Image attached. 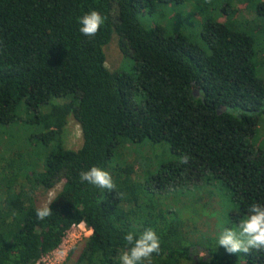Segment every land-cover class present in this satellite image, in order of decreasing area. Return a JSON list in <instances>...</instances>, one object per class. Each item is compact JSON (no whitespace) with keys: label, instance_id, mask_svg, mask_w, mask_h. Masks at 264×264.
I'll list each match as a JSON object with an SVG mask.
<instances>
[{"label":"trees","instance_id":"16d2710c","mask_svg":"<svg viewBox=\"0 0 264 264\" xmlns=\"http://www.w3.org/2000/svg\"><path fill=\"white\" fill-rule=\"evenodd\" d=\"M226 1L221 13H237ZM187 2L0 0V126L16 125L24 109L39 151L35 158L16 149L0 167V264H36L81 223L92 234L74 264H118L130 247L124 236L149 228L161 247L151 264H264V250L228 255L213 239H206L208 256L196 258L200 243L161 202L219 183L231 201L226 229L236 231L252 203L264 205V147L253 141L264 122V34L256 21L233 27L211 18L194 36L140 22ZM93 9L105 22L89 37L79 19ZM254 10L264 23V0ZM114 35L134 61L132 74L106 65L104 48ZM69 117L82 130L78 150L64 143ZM149 143L169 144L173 159L156 166L141 155L138 174L125 158L130 147ZM93 166L111 174L114 190L80 181L79 173ZM20 176L28 185L19 186ZM61 181L51 215L38 219L36 189Z\"/></svg>","mask_w":264,"mask_h":264},{"label":"rangeland","instance_id":"374dc122","mask_svg":"<svg viewBox=\"0 0 264 264\" xmlns=\"http://www.w3.org/2000/svg\"><path fill=\"white\" fill-rule=\"evenodd\" d=\"M262 0H230L231 4L238 12L230 15H223L221 9L226 4V0H188L186 4L179 7L171 6L165 12V17L156 14L155 16H140V22L145 27H151L155 24H161L169 28L171 31L182 30L188 35L194 36L197 33V27L204 23L207 19H217L218 21L236 27L238 24L244 27L250 26L249 21H256L258 24L255 27L258 34H264V23L256 20L255 10L257 5ZM254 8V9H253ZM248 20V21H247ZM252 27H254L252 25ZM261 38L264 39V36ZM106 52V65L111 71H124L132 74L134 72V61L132 58H126L120 50L119 38L114 35L111 42L104 48ZM259 59L264 60V46L259 52ZM259 61V60H258ZM260 62V61H259ZM57 104L64 101H57ZM52 107L44 109V112H49ZM19 122L12 127L0 126V167L4 165L5 160L16 151L21 149L24 153L34 154V157L39 154L37 147V139H31V135L35 132V128L31 127L25 121L28 113L24 109L20 111ZM15 124V123H14ZM257 147H264V122L259 126V129L253 137ZM64 143L67 149L78 150L83 144V135L80 125L73 117H69L65 128ZM149 147H134L135 151L127 153L125 158L129 164L134 162L137 167L138 174L142 172V157L149 158L156 166L162 162L173 159L170 151V146L167 143L153 145L149 143ZM124 163V162H121ZM155 166V167H156ZM39 169H44L43 163L39 162ZM64 182H58L50 190L37 188L33 198L34 204L39 208L45 204H50L56 194L62 189ZM28 185L22 176L19 179V186ZM161 202L169 205L178 216H181L186 224V230L190 234L191 239L196 245L200 246L193 249L196 258L208 256L205 243L207 240L218 241V237L222 231L228 226L226 218L227 211L231 206V201L226 195L225 188L219 183H201L196 188L190 190L177 191L168 195L162 196ZM236 209V207L234 208ZM174 216L169 215L168 219ZM239 231V230H237ZM92 230L86 225L81 227H73L66 235L62 246L59 250L53 253L57 256H64L62 264H74L78 259L86 240L91 236ZM209 238V239H208ZM211 238V239H210ZM65 250V252H63ZM240 256V253H238ZM245 262H243L244 264ZM46 264V262H41Z\"/></svg>","mask_w":264,"mask_h":264},{"label":"clouds","instance_id":"9594fccd","mask_svg":"<svg viewBox=\"0 0 264 264\" xmlns=\"http://www.w3.org/2000/svg\"><path fill=\"white\" fill-rule=\"evenodd\" d=\"M105 18L97 10H90L79 19L80 32L89 37H94L104 24ZM189 157H181V163H188ZM81 182H87L101 189L114 190L115 184L111 174L97 166L79 173ZM51 207L45 204L36 209L37 218L40 220L50 216ZM239 231L225 229L218 237L219 246L228 255L249 253L252 250H264V205L254 202L249 206L248 215L238 225ZM124 239L130 247L118 256V264H151V257L161 250L160 240L152 229H145L138 237L128 232Z\"/></svg>","mask_w":264,"mask_h":264},{"label":"built area","instance_id":"2783aa9c","mask_svg":"<svg viewBox=\"0 0 264 264\" xmlns=\"http://www.w3.org/2000/svg\"><path fill=\"white\" fill-rule=\"evenodd\" d=\"M82 225H86L85 223H81L79 225H76L74 227H81ZM87 226V225H86ZM70 231V230H69ZM68 231V232H69ZM67 232V233H68ZM67 235V234H66ZM65 239V238H64ZM64 241V240H63ZM63 243V242H62ZM62 246V244L60 245V247ZM60 247L58 249H56L55 251H53L52 253L44 256L42 259H40L36 264H41V262H46V264H62V261L64 260V257H65V253H64V256H57V255H54L53 256V253L56 252L57 250L60 249ZM63 252H65V250H63Z\"/></svg>","mask_w":264,"mask_h":264},{"label":"water","instance_id":"95a60500","mask_svg":"<svg viewBox=\"0 0 264 264\" xmlns=\"http://www.w3.org/2000/svg\"><path fill=\"white\" fill-rule=\"evenodd\" d=\"M208 253V251H206Z\"/></svg>","mask_w":264,"mask_h":264}]
</instances>
